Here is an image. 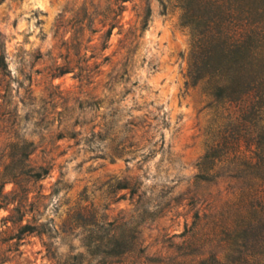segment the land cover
I'll return each mask as SVG.
<instances>
[{"label": "rangeland", "instance_id": "374dc122", "mask_svg": "<svg viewBox=\"0 0 264 264\" xmlns=\"http://www.w3.org/2000/svg\"><path fill=\"white\" fill-rule=\"evenodd\" d=\"M191 53L169 0L0 4V264L189 261L195 214L234 198L222 171L197 179Z\"/></svg>", "mask_w": 264, "mask_h": 264}, {"label": "trees", "instance_id": "16d2710c", "mask_svg": "<svg viewBox=\"0 0 264 264\" xmlns=\"http://www.w3.org/2000/svg\"><path fill=\"white\" fill-rule=\"evenodd\" d=\"M169 1L192 37L189 83L212 115L197 179L209 182L218 169L234 194L203 219L195 214L179 249L190 259L177 264H264V0Z\"/></svg>", "mask_w": 264, "mask_h": 264}]
</instances>
